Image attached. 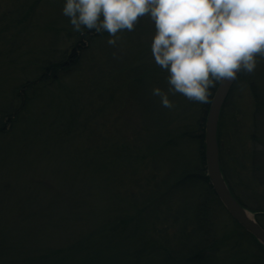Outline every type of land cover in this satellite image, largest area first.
Masks as SVG:
<instances>
[{
    "label": "rangeland",
    "instance_id": "1",
    "mask_svg": "<svg viewBox=\"0 0 264 264\" xmlns=\"http://www.w3.org/2000/svg\"><path fill=\"white\" fill-rule=\"evenodd\" d=\"M64 3L0 0V113L5 107H20L23 96L33 101L0 134V235L8 243L28 241L37 231L43 237L49 226L58 228L61 211L71 212L92 230L112 229L135 252L154 255L162 250L166 236L159 229L171 227V233H177L184 224L188 236L201 233L200 245L209 261L212 258L207 264H263L256 243L218 203L207 202L200 230L198 203L204 189L197 182L176 184L166 198L162 196L159 207L166 203L171 210L152 222L149 200L158 186H174L173 178L198 165V144L180 138L172 144L178 146L156 162L143 157L147 142L167 124L176 128L175 133L191 130L202 103L168 92V74L151 54L155 25L147 15L138 18L133 31L120 32L115 46L107 43L109 36L80 43V32L62 13ZM75 47L80 54L77 66L61 73L58 81L41 80L45 66L70 59ZM28 82L34 84L25 93L21 86ZM154 88L168 94L174 107H163L160 97L152 95ZM222 121V154L230 185L247 207L264 209V58L252 74L237 81ZM78 201L83 203L79 213ZM192 201L196 210L190 212L189 222ZM141 205L144 211L136 207ZM179 216L183 222L178 228ZM261 223L264 226L263 217ZM154 225L160 226L155 233L149 231ZM150 234L147 241L145 235ZM57 241L61 240L48 243L64 246ZM156 255L152 257L160 262L161 255Z\"/></svg>",
    "mask_w": 264,
    "mask_h": 264
},
{
    "label": "clouds",
    "instance_id": "2",
    "mask_svg": "<svg viewBox=\"0 0 264 264\" xmlns=\"http://www.w3.org/2000/svg\"><path fill=\"white\" fill-rule=\"evenodd\" d=\"M62 13L73 30L133 31L147 15L155 25L151 54L167 72L168 92L208 103L210 89L237 74H252L264 58V0H65ZM163 107H174L159 88Z\"/></svg>",
    "mask_w": 264,
    "mask_h": 264
},
{
    "label": "trees",
    "instance_id": "3",
    "mask_svg": "<svg viewBox=\"0 0 264 264\" xmlns=\"http://www.w3.org/2000/svg\"><path fill=\"white\" fill-rule=\"evenodd\" d=\"M80 34H81V41H79L80 43L82 42V39H87L90 43L99 42L101 39L108 36L106 35V33L97 34L95 31H89L87 29H83V31L80 32ZM69 57L70 59L68 60L61 62H52L49 65L45 66L43 69V73L40 74L41 80L52 77L51 80L58 81V79H60L61 73L67 72L70 69H72L74 66H77L79 62L80 54H77L76 47L73 48V52ZM244 74H245L244 72H241L237 81ZM33 84L34 82H28L21 87L24 89L23 91L26 93L29 86H33ZM218 85L219 83H217L214 88L209 90L211 92V96L209 97V102L202 103V107L199 111V116L196 120V124L193 126V128H191V130L185 128V130H183L182 132L175 133L176 128L174 129L169 126L170 124H167L159 128V132L157 134L156 139L154 138L153 140L151 141L148 140L147 142L150 144L146 147L147 153L143 157L145 159L146 158L155 159L156 162H159L158 157L162 156L163 154L165 155L167 153L165 151L170 149V147L176 148L178 145H172V144L180 138L181 139L188 138L196 141V143L198 144V152H197L198 165L193 170L192 169H189L188 171L183 170L179 178L176 180L172 177L173 178L172 184L174 186L170 184L162 189L159 188L158 186L157 189H159V191L155 196L156 199L154 198L149 200L150 202L148 203V205L150 206V209L152 208L154 210V214H155L153 218H150L152 222L154 219L160 218L161 213L168 212L171 210L170 208L166 209L167 207L166 203L161 207H159L160 206L159 203L161 201L160 198L162 196H163L162 199L166 198L169 192L174 191V188L178 186L176 184L181 185L184 183L187 184L189 182H197L200 184V187L204 189V191L202 192L203 201H201L202 202L201 204L198 203V207H199L198 221L200 222V224L198 225L200 227V230H204L202 224L204 219L206 220V215H207L206 210L208 205L207 202H210L212 204L218 203L221 208L225 209L210 184L206 170L205 151H204V145H205L204 132H205L206 117L210 103L212 101V97ZM234 86L232 90L234 89ZM232 90L222 110L220 124H219V131H218V142L220 147V160H221L222 172L224 174L226 181L229 184L232 193L235 195L230 185V176L224 165L223 154H222L223 147L221 143L222 128H223L222 120L224 117L225 108L228 105L229 100L231 98ZM33 92L35 95L38 93L37 89H34ZM21 96L22 93L19 95V97ZM26 99L27 98L23 96L22 105L20 107L14 108L13 110L10 107L8 109L7 107H5L3 110H1L0 114L2 120H0V134H5V129L7 125L9 123L10 124L15 123L14 121H17V119L20 117L21 112L26 109L27 105L33 103V101L30 102L26 101ZM100 106L103 107L102 110L106 108L104 104H101ZM169 181H170V177H169ZM171 186L172 188H170ZM235 197L248 210L256 214L257 221L262 225L261 217L264 218V209L261 208L251 209L247 207L245 204H243L240 198H238L236 195ZM146 201L147 200H143V204H145ZM75 204H76L77 213H79V210H81L83 203L78 201ZM136 207L140 208L141 211L145 210V209H141L144 207L142 205ZM192 209H194V211L196 210V208H194L193 201L191 203L190 208L187 211L188 216L186 220L189 222L190 220L192 221V213L190 214ZM143 214H147V212L145 211L143 212ZM25 216L26 215L20 217L21 222L23 221V218ZM178 218L179 219H176L177 221L175 222L177 224V227L179 228L180 221L182 223L183 218H181L180 216ZM57 219L59 221L58 228L55 229L49 226L47 232L45 233V235H43V237L38 236V231H37L36 233L31 234L30 239H28V241H26L25 239L24 240L13 239L11 242L8 243V241L4 238V236L0 235V264H207L212 260V258H210L209 261L208 258L210 256L208 255L206 249L203 248L202 245H200V243H202L201 233L200 234L191 233L190 236H188L186 234L187 228H185L184 224L183 226L181 225L180 228L181 230L177 233L174 232L171 233V227H169L168 230L167 228H165V230L163 231L159 229V232H162L164 235L166 234V236H163V239H161L163 240L162 250L160 249L158 250L160 246L155 248L156 250H158V253L156 254L161 255L160 262H158L157 257H152L155 256L156 254L152 255V252L146 254L144 250L140 252H135L131 247V243H130L129 245L132 248V253H131L128 250L129 245L127 246L124 244L125 240L126 241L128 240L126 238L120 239V235H114L113 233L114 231L112 229L108 231L106 228L101 227L100 229L92 230L90 228L91 225H88V223L86 222H82L83 221L82 217L79 214L61 211L60 215H57ZM189 222H186L187 223L186 226H189ZM77 223L82 228L78 226L75 227ZM234 223L238 225L240 228H242L236 221H234ZM156 227L158 228L160 226L154 225L152 227L153 229H149V231L155 233L157 229ZM193 229L194 228H192V230ZM245 233L249 235L252 238V240L256 243L261 253V256L264 260V250L262 246L254 239L252 235H250L246 231ZM145 236H147L146 238L147 241H149L151 237H153V235L151 234ZM49 239L61 240L57 242L62 243V245L64 246L51 247V245H49L48 243ZM189 239H193V241L190 242V244L188 245ZM123 240L124 242H121ZM126 252H129L130 255L128 256ZM9 254H11V256Z\"/></svg>",
    "mask_w": 264,
    "mask_h": 264
},
{
    "label": "water",
    "instance_id": "4",
    "mask_svg": "<svg viewBox=\"0 0 264 264\" xmlns=\"http://www.w3.org/2000/svg\"><path fill=\"white\" fill-rule=\"evenodd\" d=\"M241 72L235 80H225L219 83L209 106L205 122L204 151L207 175L218 199L230 216L255 240L264 250V228L251 213L242 205L232 193L221 168L218 131L221 114L226 100Z\"/></svg>",
    "mask_w": 264,
    "mask_h": 264
}]
</instances>
